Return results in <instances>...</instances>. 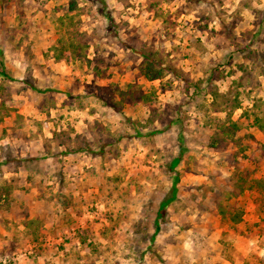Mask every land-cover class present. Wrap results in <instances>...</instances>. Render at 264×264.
<instances>
[{
    "label": "rangeland",
    "instance_id": "374dc122",
    "mask_svg": "<svg viewBox=\"0 0 264 264\" xmlns=\"http://www.w3.org/2000/svg\"><path fill=\"white\" fill-rule=\"evenodd\" d=\"M105 1L0 0V264H264V0Z\"/></svg>",
    "mask_w": 264,
    "mask_h": 264
},
{
    "label": "trees",
    "instance_id": "16d2710c",
    "mask_svg": "<svg viewBox=\"0 0 264 264\" xmlns=\"http://www.w3.org/2000/svg\"><path fill=\"white\" fill-rule=\"evenodd\" d=\"M101 3H102V8H101V11L104 10V8L106 7V1L105 0H100ZM105 15L107 16L108 19H112L111 15H109L108 13H105ZM71 47V50L73 54L76 53V50H75V47H74V44L70 46ZM63 48H66L65 45H63ZM62 54H65L64 52ZM72 54V55H73ZM62 57H65V58H68L67 55H63ZM2 74L6 75V72L4 71H0ZM146 75L149 79H156L158 78L159 76V73H153L152 71V68L150 69L147 68V72H146ZM181 160V156H177V157H174L170 163V166L171 168H175L179 162ZM178 177L175 178L174 180V183H173V195L167 197V198H164L160 205H159V209H158V217L155 221L156 225H155V233L153 235V239L155 238L156 234L161 230V226H160V217L162 216V212L165 210L166 206H168L170 204V202H172V200H174L176 198V191H177V184H178Z\"/></svg>",
    "mask_w": 264,
    "mask_h": 264
}]
</instances>
